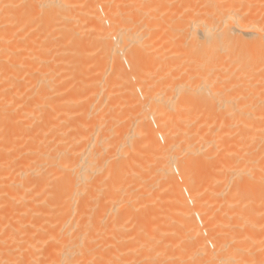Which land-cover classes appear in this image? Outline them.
Masks as SVG:
<instances>
[{
	"label": "bare ground",
	"instance_id": "obj_1",
	"mask_svg": "<svg viewBox=\"0 0 264 264\" xmlns=\"http://www.w3.org/2000/svg\"><path fill=\"white\" fill-rule=\"evenodd\" d=\"M218 259L264 264V0H0V264Z\"/></svg>",
	"mask_w": 264,
	"mask_h": 264
},
{
	"label": "rangeland",
	"instance_id": "obj_2",
	"mask_svg": "<svg viewBox=\"0 0 264 264\" xmlns=\"http://www.w3.org/2000/svg\"><path fill=\"white\" fill-rule=\"evenodd\" d=\"M94 1H95V2H99V0H94ZM46 31H47V30H46ZM45 33H46V32H45ZM42 34H43V35H42L41 37H44V36L46 35V34H44V31H42ZM85 46H86V45H85ZM103 62H104V63H103ZM103 62L101 63L102 72L104 73V76H102V78L104 77V78H103V81L106 80V79H107V80H110V78H111V80L113 81V80H114L113 78H115V77H114V69L116 68L117 64L115 63V64L113 65V62H112L111 60L108 61V62H106V61H103ZM105 62H106V63H105ZM109 62H110V63H109ZM111 62H112V65H111ZM110 66H112V68H110ZM113 67H114V68H113ZM117 67H118V66H117ZM105 68H106V69H105ZM109 68H110V69H109ZM105 70H106V71H105ZM107 70H108V71H107ZM102 72H101V74H102ZM108 73H109V74H108ZM105 74H106V75H105ZM90 75H91V73H90ZM102 75H103V74H102ZM85 76H86V75H85ZM108 76H110V78H108ZM112 76H113V77H112ZM137 76H138V75H137ZM82 77L85 78L84 75L80 76V77H79L80 79L78 80V82H80L81 80H83ZM86 77H88V75H87ZM81 78H82V79H81ZM132 78H133V77H132ZM135 78H136V79H134V81L137 80V81H135L136 83L138 82V80L140 81V79H138V78H140V76H139V77H135ZM128 79L130 80V77H128ZM125 81H126V80H125ZM125 81H124V83H125ZM130 81L133 82L132 80H130ZM104 82H105V81H104ZM135 82H134V83H135ZM109 86H111V85H108V87H109ZM108 87H106V88H107V92H108V89L110 88V87H109V88H108ZM73 88H74V87H72V89H73ZM111 88H112V87H111ZM110 90H112V89H110ZM110 90H109V91H110ZM143 102H146V100H144ZM112 103H113V101L110 100L109 103H107V105L109 104V106H111ZM139 107H142V106L139 105ZM145 110H147V108H146ZM121 114H122V113H121ZM142 114H144V109L142 110ZM142 114H141V115H142ZM77 116H78V115H77ZM73 117H74V116H73ZM73 119L75 120V122H76V120H78L77 117H74ZM157 121H158V120H157ZM75 122L72 121V125L75 124ZM72 127H77V126H76V124H75V125H73ZM72 127H71V128H72ZM75 129H76V128H75ZM75 129H74V130H75ZM74 130L72 131L74 134H75V132H76L77 134L79 133V130H76V131H74ZM88 130H89V131H88ZM87 134H88V138L90 137V138H89V142H90V143H89V151H91V150L93 151V147H92V144H91V143H92V141H93V138H94L95 135H96V132H95V131H91L90 128H87ZM91 134H92V135H91ZM91 136H92V137H91ZM91 140H92V141H91ZM139 140H140V139H139ZM165 140H166V139H165ZM225 140L227 141V139H225ZM140 142H141V141H139V144H140ZM165 142H166V141H164V143H165ZM161 143H163V142H161ZM90 146L92 147L91 150H90ZM92 151H91V152H92ZM152 156H154V155H152ZM210 159H211V158H210ZM210 159H208V160H210ZM159 160H161V159H159ZM159 160H158L157 163L154 164L153 166H157L158 162H159L158 165L160 166V161H159ZM210 161H211V162H210L211 164L215 163V159H214V161H213L212 159H211ZM161 162H162V160H161ZM208 162H209V161H208ZM176 173H177V172H175V174H176ZM162 174L165 175V176H167V177H165V176H161L160 178L163 179V180H162L161 182H159V183H161V186H167L168 181H169L170 179L173 178V177L171 176V175H173V173H167V174H165L164 172H161V171H160V172H159V176L162 175ZM176 175H177V180H178V177H179V179H180V176H181L182 174L179 175V174L177 173ZM159 176H158V179H159ZM168 176H169V177H168ZM170 176H171V177H170ZM154 177L157 178L156 175H154ZM174 178H175V176H174ZM183 178H184V175H183ZM183 178H182V179H183ZM184 179H185V178H184ZM134 181H135V179H133V180L130 182L131 185L134 183ZM184 181H185V182H184ZM177 183H179V186L176 187V189L178 188V190L175 191V193H176V192H177V193L180 192L182 195H181L180 193H179L178 195L183 196V198H184L186 201L188 200L187 203H186L187 208H188V209L191 208V210H192L193 213H194V210L197 209L198 204L196 203L195 200H193L194 198H193V195H192V193H191V192H192L191 188H190V187H187L188 189L186 188V185L188 184V182L186 183V180H181V179H180V181H177L176 183H174V185L177 186V185H178ZM235 183H237V181H235ZM188 186H189V185H188ZM180 188L183 189V190H181ZM159 189H160V188H159ZM160 190H162V188H161ZM174 190H175V187H174V186H171L170 188L166 189L165 191L162 190V192H158V193H159V194H158L159 196H160V193H162L160 197H162V195H164V197H167V198H164V199H166V200H164V202H166V203H164L165 205H163L164 207L160 208L161 211H158L159 213L157 212L159 216H161V215H163V214L165 215V214H167V213L169 212V211L166 212L167 207H168L169 205L171 206L172 202L174 203V200L171 199V197H169V196H171V195L173 196V195L175 194V193H174ZM179 190H180V191H179ZM190 190H191V191H190ZM158 191H159V190H158ZM187 191H188L189 194H191L190 196H188L189 194H187ZM185 195L187 196V198H186ZM160 197H159V198H160ZM168 197H169V198H168ZM190 197H191L192 200H193V201L191 200L192 202H191L190 199H189ZM162 198H163V197H162ZM162 198H161V199H162ZM139 199H140V198L137 199L138 202L135 201V202H137L138 204H140ZM141 199H144V198L141 197ZM141 199H140V201L142 202ZM172 200H173V201H172ZM162 201H163V200H162ZM161 204H163V202H161ZM192 208H193V209H192ZM227 208H228V204L225 203V204L223 205L222 209L217 213V216H216V217H217L220 221H221L222 218L227 214V211H228ZM163 209H164L165 211H164ZM168 210H169V209H168ZM122 212H123V211H122ZM122 212H120L122 215H120L119 218H120L121 216H123V215H124V216H123V218H121V219H119V220L123 223V227L120 228V230H119L120 232H119V233H121V234L123 235V234H126V232H127V231H126V228L124 227V223L129 219V216H126V215L124 214V212H123V213H122ZM150 212H151V213H150ZM150 212H149L150 214H148L149 216L147 215L148 217L146 216V217L144 218L145 220H142V222L140 221L142 224H140V222H138L137 224H138L139 226H136V227L133 229V230H136L137 233L140 231V235H141V236L145 234V235L143 236V237H144V240H145V239L147 240L149 237H151V236L153 235V234H146L145 231H144V226L146 225V222H147L148 220H150V219L152 218V216L154 217V216L156 215V213L154 212V209L151 210ZM165 212H166V213H165ZM197 214H198V212H197ZM200 214H201V213H200ZM179 215H180V214H179ZM195 215H196V213H195ZM195 215L193 214V218H194ZM198 216H199V215H198ZM150 217H151V218H150ZM146 218H147V219H146ZM149 218H150V219H149ZM195 218H196V220H195ZM195 218H194V220L197 222V219H199V217H197V215H196ZM104 220H106V219H104ZM105 222H107V221H105ZM198 222H200V219L198 220ZM198 222H197V225H196V223H195V225H196V229H198V230L201 231V234H200V235H199V234L197 235L199 238H198V237H195V238H194V236L192 237V234H191L190 232H187V233L185 232L184 237H187V236H188V237H187L186 239H185L184 237H183V238L185 239L184 241L187 243V245H184L183 247H180V246L177 247V246H175L176 244L173 245V244L176 242L175 239H176L177 236H175L176 234H172L171 237H172L173 239H172L171 237L168 239L170 243H171V241L173 240V243L170 244V245L177 247L176 249H179V251H178V250L176 251V249L174 250L173 247H172V248H173V249H172L171 246L169 245L168 247L166 246L165 254H166V251H167V253H168V252H171V250L174 251V252L177 253V254H178V252L181 253V254H185V252H187V251H188L187 254H189V253H191V251H192V253H194V255H195L194 258H195V259L197 258V259H196L197 261H203V262H205V260H206V256H205L204 254H202V252H201V251L203 250V249H201V247H202L201 245L205 246L204 243L206 242L205 244H206V246L208 247V249L211 250V251H215V249H216V246H215V245H216V244L210 242V241H211V240H210L211 238L209 239V237L211 236V231H210L209 229L206 230V229L204 228V227L206 226V223H204V222H200V223L198 224ZM140 225H141V226H140ZM198 227H199V228H198ZM202 230H203V232H202ZM189 237H190V239H189ZM191 237H192V238H191ZM197 238H198V239H197ZM191 239H193V240L195 241V243H194L195 246L191 245L192 242H190V243L188 242L189 240L191 241ZM168 240L166 241V243L169 244ZM174 240H175V241H174ZM202 240H203V241H202ZM203 242H204V243H203ZM208 242H209V243H208ZM139 243H141V242H138V243L136 242V244L133 245V248H134L133 250H135V251H134L135 254H137V253H138V254H139V253H143V252H146V250H149L147 247H142L143 245L141 246V244H139ZM186 243H185V244H186ZM202 243H203V244H202ZM120 244H122V243H120ZM168 244H167V245H168ZM189 244H190V246H189ZM197 245H198V246H197ZM199 245H200V246H199ZM121 246H122V245H121ZM123 246H125V245H123ZM123 246H122V247H123ZM191 246H193V247H191ZM206 246H205V247H206ZM169 247H170L171 249H170ZM180 248H182V249H180ZM202 248H203V247H202ZM154 249H155V248L150 249V250H151V251H154ZM169 249H170V250H169ZM139 250H140V251H139ZM168 250H169V251H168ZM138 251H139V252H138ZM180 251H181V252H180ZM182 252H183V253H182ZM192 253H191V254H192ZM195 253H196V254H195ZM138 254H137V255H138ZM202 256H203V257H202ZM179 257H180V256H179ZM200 258H202V259L200 260ZM179 260H180V258H177V261H179ZM217 262H218V264H219V263H220V264H221V263L223 264V262L221 261V259H220V260L218 259ZM141 263H142V262H141ZM141 263L139 262V263H136V264H141Z\"/></svg>",
	"mask_w": 264,
	"mask_h": 264
}]
</instances>
